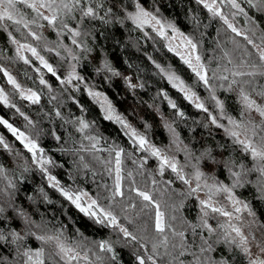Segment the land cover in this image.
I'll list each match as a JSON object with an SVG mask.
<instances>
[{"label": "trees", "instance_id": "16d2710c", "mask_svg": "<svg viewBox=\"0 0 264 264\" xmlns=\"http://www.w3.org/2000/svg\"><path fill=\"white\" fill-rule=\"evenodd\" d=\"M89 3L96 10L97 17L82 20L80 9ZM137 4L170 22L197 44V52L208 72L209 85L223 104V113L215 107L209 88L168 50L165 39L148 27L144 30L137 27L128 18ZM19 7L20 14L32 11L20 4ZM241 7L247 15L236 16L237 23L247 26L246 32L261 42L264 7L258 10L247 0L241 3ZM30 15L32 19L28 27H24V23L0 22V68L8 70L21 86L35 90L40 100L33 104L21 98L0 72V87L11 101L9 105L0 103V117L26 132L49 154L56 163L54 174L63 185L87 191L101 206L111 210L119 223L138 239L130 242L117 228L98 224L80 212L44 181L42 174L30 164L21 144L0 127L8 144V148L0 144V168L3 169L0 172V206L5 209L0 213V232L9 238V242H0V251L12 264L21 259L16 256V246L10 243L12 231L25 237L20 242L23 247L34 250L40 246L39 240L27 234L29 226L15 211L17 208L37 232L60 235L61 240L76 247L94 264H138L135 253L141 250L139 241L145 243L147 251L157 260L168 264H196L198 261L200 264H221L223 261L249 264L239 248L225 243L220 235L215 232L212 235L203 226L197 200L187 193L173 174L169 171L161 174L156 171L153 160L148 159L145 166L153 169L157 179L153 183L151 176L133 160L140 158L141 153L119 125L105 119L85 90V86H90L103 92L114 108L153 144L179 161L189 158L198 164L209 181H218L232 188L264 225V176L255 170L249 171L254 167L251 156L241 145L234 143L225 132V126L217 127L211 122V114L221 123H227L226 115L241 123L251 121L256 126L254 139L258 141L264 136V117L255 110H246L240 95L243 88L251 99L264 106V96L260 95L264 92V75H232L237 69L264 71L263 62L246 42L234 36L224 22L213 17L197 0H82L71 15L62 17L69 27L80 31L77 44L70 43V32L59 21L51 26L37 15ZM9 33L19 41L37 47L56 75L39 66L35 59H32L34 65L25 63L16 53ZM30 33H35L39 39ZM65 44L72 45L77 76L81 78H74L71 83H61V80L67 81L69 74ZM167 72L176 74L190 86L203 99L208 111L198 109L173 87ZM222 76L228 79H220ZM40 78L46 83L41 84ZM233 80L237 83L232 84ZM169 101L176 107L173 108ZM80 119L89 124L83 132L78 131ZM56 136L60 139L57 140ZM87 136L97 137L95 148L92 147L94 141L86 139ZM121 149L124 196L112 200L113 165L116 151ZM226 161L235 162L233 171H241L239 165H244L242 186L233 187L235 178L225 166ZM134 189L147 191L160 204L165 224L170 226L166 227L165 233H156L155 207H145L147 202L136 195ZM173 231L183 232V239L173 235ZM164 236L168 238L167 246L161 243ZM102 241H107L113 251H100ZM153 244L159 245L155 253ZM208 245L211 250L202 252L201 249H207ZM49 252H54L52 246L45 249L46 258ZM53 261L54 264H64L55 255L52 260L46 259V264H53Z\"/></svg>", "mask_w": 264, "mask_h": 264}, {"label": "snow or ice", "instance_id": "6c2138e0", "mask_svg": "<svg viewBox=\"0 0 264 264\" xmlns=\"http://www.w3.org/2000/svg\"><path fill=\"white\" fill-rule=\"evenodd\" d=\"M81 2L82 0H69V2H65V0H59V2L58 0H32V2L29 3L28 0H0V22L8 20L16 24L24 23V27H28V24L24 22L22 19H17V16L19 15V11L16 7L17 4L26 3L28 7L36 11L38 17L47 21L49 25L55 26L59 21L62 27L67 29L71 33L73 37L72 43L77 44L76 37L81 35L80 31L74 28H69L68 24L65 23L62 17L71 15L75 11V9L81 5ZM197 2L203 4V6L208 9V11L213 15V17L219 16L220 19L223 20V22L228 26V28L231 29L232 32L236 33V35H243L244 39H246L249 44H252L253 47L257 49L259 53L260 61L264 62V46H262L264 45V37L261 38V45L255 44L254 41L251 38H249L247 34L242 33L229 21L228 17L222 13L220 5L217 4L216 0H211V2H208V0H197ZM221 2H223V0H221ZM227 2L231 5L232 8L237 10V12L233 13V15H236L237 13L247 15V13L244 12V9L240 6V3H238L237 0H227ZM247 2L251 7L258 8V10L259 7H264V0H247ZM42 8L46 9L49 12V15H44L40 11V9ZM80 10L82 12V16H81L82 20L83 18L97 17L96 10L92 6H90V3L89 6L83 7ZM100 18L103 19V17ZM128 18L131 19L132 22L137 25V27L142 28L144 25H151L153 27V30L156 31L159 36L165 39H169L170 41L175 40L177 37H180L181 44L188 49L187 55L178 52L177 49L172 46L171 42L168 45L169 51H176L177 55H180L183 62L187 64L189 68L192 69V71L195 73L198 79L202 81L206 87H210L207 69L205 65L201 63V57L199 55H194L196 53L197 44L192 40V38L184 36L183 33H180L171 23L165 25L151 12L146 11L145 8L142 7L140 4L136 5L135 13L128 14ZM168 28H170L173 32V36L171 38H169L167 35L166 29ZM9 35H11V33H9ZM30 35H32L36 39H39V37H37L35 33H30ZM13 43L18 44L17 54L20 55V58L23 59L25 63H28L29 61L26 57H24L21 54L22 50L30 51L32 55L35 56L41 62V64H43V66L47 68V70L50 73H52L54 76L56 75L52 66L48 64L47 61H45L42 56L39 55V53L34 47L28 44H20L15 39H13ZM73 59H75V57H73ZM229 63H231V61H229ZM157 67H159V65H157ZM253 68H255V66H253ZM161 71H163V69H161ZM0 72L4 73V75L7 77V82L11 84L14 87V89L19 91L20 96L23 99L29 100L33 104L39 103L40 97L36 92L30 89L27 91L21 89L20 85L7 72V70L0 68ZM116 74L118 75V73ZM232 75L234 77L256 76V75H264V71H256V70L248 71V72L233 71ZM74 78L81 79L76 75L75 70H73V72L69 74L67 81L61 80V83H65V82L71 83L72 79ZM168 78L169 81L173 84V87H178L180 91L184 92L185 98L188 99L189 101L194 102L195 106L198 109H202L205 112L208 111V109L205 108L204 104L199 102V98L196 97V94L192 92L191 89L187 88L184 85L183 81L180 80L178 76H175V74H169ZM57 79H59V77H57ZM220 79L227 80L228 77L222 76L220 77ZM40 83L45 84L46 82L43 80V78H41ZM235 83H237V81L233 80L232 84ZM129 86L135 87V85H131V84ZM229 88H231V84L229 85ZM89 95L97 99L98 102L102 99L103 102L101 103V107L105 112V119L108 120L114 119L118 123L124 125L125 127H130L121 117H119L118 115H114V109L112 108L111 103L107 100V97H102L101 93L93 92V91H89ZM240 95L246 110L248 111L255 110L256 112L259 113L261 117H264V106L257 104V102L254 99H251L243 88H241L240 90ZM260 95L264 96V92H261ZM53 99H55V97H53ZM213 99H215V96H213ZM0 103L9 105L8 96L2 88H0ZM169 103L173 108L176 107L175 103H173L172 101H169ZM217 104L220 107L221 112L223 113V104L220 101H217ZM10 106L15 107V105H10ZM17 111H19V109H17ZM21 115H23V113H21ZM56 115L59 116L60 113L57 112ZM180 115L182 116L183 113H180ZM25 118L27 119V117ZM211 122L213 124H216L217 127H223V125L217 123V120L214 116L212 117ZM228 122L232 127L225 128V132L230 137L233 138L234 143L242 146L243 151L246 154H249L251 156L252 161L254 162L253 169H249V171L255 170L259 172L262 176H264V136H260L258 141L254 139L257 135L255 131L256 126L252 125L251 121H249L248 123H241L229 117ZM0 124H3L32 154L33 163L37 164L40 167L41 171L47 173V169L44 167V165L51 163V160L44 157L43 155L44 150L39 147L36 141L31 139L29 136L25 135L24 132H21L18 129L14 128L13 125L8 123L7 120L0 118ZM87 128H89V124L86 123L83 119H80L78 131L83 132ZM131 135L136 139L141 149H145V147L147 146V150H150L151 155L161 159V174L163 173L164 166L167 165L172 169L173 172L177 174L179 179L184 181L185 184L190 183V181L186 179L185 176L182 174V170H178L175 161H170L166 156H162L160 149L155 148L152 145H149L145 137L137 136L135 130H132ZM242 135L244 137L243 139H241ZM55 138L57 140L60 139L59 136H56ZM85 138L94 141L92 147L93 148L96 147V143H98L97 137L87 136ZM0 144H3L5 148H8V145L4 143L3 137H0ZM122 151H123L122 149L116 151V160H115L116 177L114 182V188L111 191L112 200H115L116 197L124 196V192L121 187L122 176L120 175L121 172L120 157ZM81 160H83V157H81ZM225 166L228 167V170L230 171L231 175L235 178L233 187L242 186L241 176H242V172L244 171V165L243 164L239 165L241 171H233V168L236 166L235 162L233 161H226ZM85 167H87V165H85ZM0 172H3L2 168H0ZM203 175L204 173H202L199 169L196 170L195 179L197 180L198 183L195 188H192L190 190V194L195 193L200 189L201 186L199 181L201 180V177ZM48 180L50 183H52L53 187H56L60 191V193L66 199L70 200L76 206V208L80 210V212L84 213V215L94 218L95 222L98 224L110 226L113 228H119V231L123 233L125 239L130 242L137 241L138 239L137 236L129 232V230L126 227L121 226L119 224L117 216L114 215L111 210L101 207L96 199H92L91 197H88L87 203L86 204L82 203V198L86 197L87 193H83V192L73 193L71 191H67L59 187V182L56 181V178L51 175L48 176ZM153 183H155V181H153ZM10 186L14 187V185H11V182H10ZM204 187L207 188L209 191L208 199L200 200V204L202 206L201 211L203 212L204 217H207L208 215V212L205 211V209H211L213 213H218L223 217H227L228 223L220 225V227L224 229L223 241L227 244L235 245L248 257H252L253 253L251 249L248 247L249 237L245 235V233L243 232L240 226L231 223L233 219L240 220V216L237 215L234 217L233 213L227 211L223 206L216 207L213 203V196L221 192L226 193L227 199L231 201V203L233 204L236 213H240L243 209H247L248 205L243 204L242 207H238L237 205H241L242 202L235 198V196L232 193V188H229L223 184L217 185L214 183L209 185L205 181ZM134 191L136 192V195L142 198L143 201L147 202L145 207H147L148 205H154L156 210L155 224H154L155 231L158 234L165 233L166 227H170V226L165 224L164 213L160 210V204L153 200L150 193L141 191L139 189H134ZM4 210H5L4 207L0 206V213H3ZM20 215L23 216V213H20ZM249 215L254 216L255 214L249 211ZM25 221L26 223H30L29 221H27L26 217H25ZM202 222H203V226L208 228L210 233L214 231V229H212L208 225L207 220L203 219V217H202ZM36 227L39 228L40 226L36 225ZM260 227L264 228V225H261ZM233 233H235V235H233ZM27 234L35 236V238L41 241L43 244H49L54 242L55 250L54 252H49L46 258L45 250L43 247L37 248L36 250L23 247V245L20 242L23 241L25 237L21 236L16 231H12L10 233L11 235L10 243L16 246L15 247L16 256L22 259V264H46V259L52 260L53 255L59 256L60 259L64 261V264H73V261H77L78 259L81 258L80 253L77 251V248L61 240L60 235H36V233L31 232L30 229ZM173 235H179L183 239L184 233L183 232L176 233L175 231H173ZM252 238L253 240L256 239L254 235ZM0 242H9L8 236L3 234V232H0ZM161 243L167 246L168 244L167 236H164ZM205 243H207V241H205ZM158 246L159 245L157 244H153L152 250L154 253L156 252ZM256 246L259 249V252L261 254H264V233H262V238L257 242ZM99 249L102 252L113 251L111 245L107 241L100 242ZM210 250H211V245H208L207 249L204 248L201 249L202 252L210 251ZM83 258L87 259V256L85 255ZM21 259H16V264H21ZM97 259H99V257H97ZM113 259H115V256H113ZM147 259L152 261V264H156V260L154 259L153 256H148ZM136 260L138 261V264H145V257L143 256L137 255ZM0 264H12V261L9 260L8 256L4 255L2 251H0ZM197 264H200V262L198 261ZM221 264H227V261H223L221 262ZM249 264H264V258H262V256L260 255L256 256L254 259L250 258Z\"/></svg>", "mask_w": 264, "mask_h": 264}, {"label": "rangeland", "instance_id": "374dc122", "mask_svg": "<svg viewBox=\"0 0 264 264\" xmlns=\"http://www.w3.org/2000/svg\"><path fill=\"white\" fill-rule=\"evenodd\" d=\"M244 0H237V2L238 3H240V6H241V3L243 2ZM28 2L29 3H31L32 2V0H28ZM58 2H59V0H58ZM208 2H211V0H208ZM216 2H217V4L218 5H220V8H221V11H222V13L225 15V16H227L228 17V19H229V21L238 29V30H240L242 33H245V34H247L248 36H249V38H251L253 41H254V43L255 44H257V45H261V42H259V40H256L255 38H253V37H251L246 31L248 30V27L247 26H245V25H239L238 23H237V18H236V16H238V15H240L241 13H237L236 15H233V13H236L237 12V10L236 9H234V8H232L231 7V5L227 2V0H223V2H221V0H216ZM19 4L20 5H23L24 7H28L27 6V4L26 3H18L17 4V9L18 8H20L19 7ZM203 5V4H202ZM30 8V7H29ZM32 11H30V14H34V16H36L37 15V13H36V11H34L32 8H30ZM19 11V10H18ZM40 11L44 14V15H49V12L46 10V9H40ZM135 11L136 10H134V12L133 13H135ZM146 11H148V10H146ZM27 11H25V13L24 14H20V11H19V17H21V19L24 21V22H26L27 24L29 23V21L32 19V15H30ZM153 15H155L154 13H152ZM156 16V15H155ZM37 17V16H36ZM159 20H161L165 25H167V24H169L170 22H168V21H165V20H162L161 18H159L158 16H156ZM219 19H220V17L219 16H217ZM17 19H18V17H17ZM221 20V19H220ZM6 21H8V20H6ZM222 22H223V20H221ZM3 22H5V21H3ZM3 22H1V23H3ZM225 24V23H224ZM24 25V24H23ZM173 25V24H172ZM226 25V24H225ZM227 26V25H226ZM146 27H148V28H150L155 34H157V32L156 31H154L153 30V27L151 26V25H144L142 28L141 27H139V28H141V29H143L144 30V28H146ZM158 27V26H157ZM175 27V26H174ZM228 27V26H227ZM69 28H72V27H69ZM176 28V27H175ZM177 29V28H176ZM178 30V29H177ZM230 31H231V29H229ZM166 31H167V35H168V37L169 38H171L172 36H173V32H172V30L170 29V28H168V29H166ZM180 33H183V32H181L180 30H178ZM232 32V31H231ZM232 34H234V36H236V37H239L240 39H242L244 42H246V44L250 47V50L253 52V53H255L256 54V56L259 58V53H258V51H257V49L256 48H254L253 47V45L252 44H249L248 43V41L246 40V39H244V36L243 35H236V33H234V32H232ZM158 35V34H157ZM183 35L184 36H187V37H190L189 35H187V34H185V33H183ZM159 36V35H158ZM161 37V36H160ZM11 38H12V40L13 39H15L16 41H18L20 44H28V45H31L32 47H34L36 50H37V52L39 53V55L40 56H42L43 58H44V56L39 52V50L37 49V47H35L33 44H30L29 42H24V41H19V40H17L16 38H14L12 35H11ZM163 38V37H162ZM191 38V37H190ZM69 39H70V43H72V35H71V33H70V37H69ZM165 39V38H164ZM171 42V44H172V46L173 47H175L176 49H177V51L178 52H180L181 54H184V55H187V53H188V49L185 47V46H183L182 44H181V38L180 37H177L175 40H169V39H165V44H166V47L168 48V50H169V47H168V45H169V43ZM15 44V51H16V53H17V47H18V44H16V43H14ZM262 46H264V45H262ZM64 47H65V50L67 51V58H68V60H69V74L70 73H72L73 72V70H75V73H76V75H77V72H76V63H75V60L73 59V57H76V54H75V52L73 51V49H72V45L71 44H65L64 45ZM171 52H173L175 55H177V52L176 51H171ZM24 57H26L27 59H28V63H30V64H33L34 65V63H33V61H32V59H35L36 61H37V63H38V65L39 66H41L43 69H45L46 71H48L47 70V68H45L44 66H43V64H41V62L35 57V56H33L32 55V53L30 52V51H27V50H22V53H21ZM194 55H199L198 54V52H197V49H196V53L194 54ZM19 57H20V55H18ZM63 56V55H62ZM180 59H181V57H180V55H177ZM64 58V57H63ZM23 60V59H22ZM44 60L45 61H47L45 58H44ZM182 60V59H181ZM24 61V60H23ZM183 61V60H182ZM193 62H195V61H193ZM47 63H48V61H47ZM201 63H202V61H201ZM48 64H50V63H48ZM187 65V64H186ZM263 65H264V62H263ZM188 66V65H187ZM53 68V67H52ZM191 69V68H190ZM6 70V69H5ZM192 70V69H191ZM234 71H242L241 69H237V70H234ZM7 72L13 77V75L7 70ZM49 72V71H48ZM4 74V73H3ZM69 74H68V76H69ZM169 74H174V73H172V72H167L166 73V76H167V78H168V75ZM195 74V73H194ZM5 76V75H4ZM68 76H67V78H68ZM175 76H177L176 74H175ZM179 77V76H178ZM5 78H6V80H7V77L5 76ZM14 78V77H13ZM180 78V77H179ZM15 79V78H14ZM40 80H41V78H40ZM168 80H169V78H168ZM180 80H182L181 78H180ZM17 82V81H16ZM18 83V82H17ZM184 83V85L187 87V88H189V89H191V91L192 92H194L195 94H196V97H198L199 98V102H201V103H203L204 104V101H203V99L200 97V96H198V94L190 87V86H188L185 82H183ZM19 84V83H18ZM172 84V83H171ZM20 85V84H19ZM173 85V84H172ZM20 87H21V89H23V90H25V91H27V90H32V91H34V92H36L35 90H33V89H31V88H27V87H24V86H21L20 85ZM1 88V87H0ZM175 88H177L179 91H180V89L178 88V87H175ZM209 88V91H210V96H211V98H212V100L214 101V105H215V107L217 108V110H219L220 109V107L218 106V104H217V101H220L219 99H218V97L216 96V94L212 91V87H211V85H210V87H208ZM85 90H86V92H87V94L89 95V91H93V92H98V93H101L102 94V97H107L103 92H101V91H98V90H96V89H94V88H91L90 86H85ZM183 95H184V97H185V93L184 92H182V91H180ZM18 93H19V91H18ZM37 93V92H36ZM38 94V93H37ZM19 96H20V93H19ZM90 96V95H89ZM213 96H215V99H213ZM21 97V96H20ZM94 101H95V103L99 106V108H100V110H101V112H102V114H103V116L105 117V112H104V110L102 109V107H101V103L103 102L102 101V99L98 102V100L97 99H95V98H93L92 96H90ZM22 98V97H21ZM8 99H9V97H8ZM107 100L110 102V100L108 99V97H107ZM194 106H195V103L194 102H192V101H190ZM11 103V101H10V99H9V104ZM111 103V102H110ZM111 105H112V103H111ZM204 106H205V104H204ZM112 108L114 109V115H118L119 117H121L130 127H125L124 125H122V124H120V123H118L116 120H112V121H114L117 125H119V127L122 129V131L127 135V137L129 138V140L131 141V143L133 144V146L135 147V148H137V150L141 153V156H140V158L138 157V158H135V159H133V160H135V163L137 164V166L138 167H140L141 169H142V171L143 172H146L147 174H149L150 176H151V178L156 182L157 181V179L155 178V173H154V171H153V169L152 168H147L146 166H145V160H153V162L155 163V165H156V167L157 168H155L156 169V171H159V172H161V159L160 158H158V157H156V156H153V155H151V153H150V150H147V146L145 147V149H141L140 148V146H139V144H138V142L136 141V139L131 135V132H132V130H135V132H136V134H137V136H143V137H145V139L148 141V144L149 145H152V146H154L155 148H158V149H160L161 150V155L162 156H166L170 161H175L176 162V164H177V168H178V170H182V174L185 176V178L186 179H188L189 181H190V183L189 184H185L184 183V181L183 180H181V179H179V177L177 176V174L175 173V172H173L172 171V169L170 168V167H168L167 165H165L164 166V168H163V171H169L171 174H173V176L175 177V179H177L182 185H183V187H184V189L187 191V193L188 194H190V190L192 189V188H195L196 187V185H197V180L195 179V172H196V170L197 169H199L202 173H203V171H202V169H200L199 168V166H197L198 164H196L195 162H193L192 160H190L189 158H186V161H179V159L178 158H176L175 156H173V155H170V154H168L165 150H163L161 147H159V146H157V145H155V144H153L148 138H147V136L146 135H144V134H142L141 132H139L138 130H136L126 119H125V117L120 113V112H118L117 110H116V108H114V106L112 105ZM221 116H223L222 114H221ZM211 117H213V115L211 114ZM0 118H2V117H0ZM228 118H229V116H227L226 115V117H225V120H226V122L227 123H221L220 121H218L220 124H222L223 126H225V128H231L232 126L229 124V122H228ZM2 119H4V118H2ZM4 120H6V119H4ZM217 122V123H218ZM9 123V122H8ZM11 124V123H10ZM0 127L1 128H3L8 134H10V135H12L13 137H15L3 124H0ZM13 127L14 128H16V129H18L19 131H21V132H24V131H22V130H20L19 128H17L16 126H14L13 125ZM25 133V135H27V136H29L26 132H24ZM0 137H3V140H4V143L5 144H7V142H6V140H5V138H4V136H3V134H1V132H0ZM30 137V136H29ZM16 138V137H15ZM31 138V137H30ZM244 137H243V135L241 136V139H243ZM32 139V138H31ZM16 140L21 144V146L25 149V151L27 152V155H28V159H29V162H30V164L34 167V168H36L41 174H42V176H43V179H44V181L49 185V186H51V187H53L52 186V183H50L49 182V180H48V176L49 175H51V176H53V177H55L56 178V181H58L59 182V187H61V188H63V189H65V190H67V191H71V192H73V193H81V192H83V193H87V196L86 197H83L82 198V203H87V201H88V197H91L92 199H94L87 191H85V190H82V189H79V188H77L76 186H73V185H69V184H66V185H63L59 180H58V178L56 177V175L54 174V170H55V166H56V163H54V161L52 160V158L49 156V154L39 145V147L40 148H42L43 150H44V152H43V155H44V157L45 158H47V159H50L51 160V163H49V164H46V165H44V167L47 169V173H45L44 171H41V169H40V167L37 165V164H35V163H33V160H32V154L24 147V145L16 138ZM34 140V139H33ZM3 147H4V145L3 144H1ZM8 145V144H7ZM5 148V147H4ZM113 167H114V169H113V174H114V182H115V177H116V173H115V168H116V163L114 162V165H113ZM120 168H121V164H120ZM120 175H121V172H120ZM205 181L209 184V185H211V184H217V185H219V184H223V183H221V182H218V181H209L207 178H206V175L204 174L202 177H201V180L199 181V183H200V189L197 191V192H195V193H191L190 195L191 196H193L196 200H197V202H198V205H199V208H200V211H201V208H202V206H201V204H200V200H206V199H208V196H209V191H208V189L207 188H205L204 187V183H205ZM223 185H225V184H223ZM73 186V187H72ZM226 186V185H225ZM121 187H122V181H121ZM227 187H229V186H227ZM53 188H55L58 192H60L56 187H53ZM230 188V187H229ZM145 192H147V191H145ZM232 193H233V195L235 196V198L236 199H238L239 201H241L242 202V204L241 205H237L238 207H242V205L243 204H247L243 199H241V198H239L238 196H236L235 195V193L232 191ZM69 202H71L70 200H68ZM72 203V202H71ZM213 203H214V205L216 206V207H221V206H223L227 211H230V212H232L233 213V216L235 217V216H240V220H235V219H233L232 221H231V223H233V224H236L237 226H240L241 228H242V230H243V232L245 233V235H247L248 237H249V245H248V247L251 249V251H252V253H253V256L252 257H248L246 254H244L243 252V254H244V256H245V258L247 259V261L249 262V259L251 258V259H254L256 256H258V255H260V256H262V258H264V254H261L260 252H259V249L257 248V246H256V244H257V242L262 238V233H264V228H261L260 226H261V223L259 222V220H258V218H257V216L256 215H249V211H251L252 213H254V211L249 207V205H248V208L247 209H243L240 213H236L235 212V209H234V206H233V204L231 203V201H229L228 199H227V194L226 193H223V192H221V193H219V194H217V195H215V196H213ZM73 204V203H72ZM74 205V204H73ZM100 205V204H99ZM10 206V205H9ZM75 206V205H74ZM101 206V205H100ZM76 207V206H75ZM101 207H103V206H101ZM103 208H105V207H103ZM78 209V208H77ZM106 209V208H105ZM79 210V209H78ZM109 210V209H108ZM15 211L18 213V214H20V213H22L21 211H20V209H17V208H15ZM205 211H207L208 212V215H207V217H204V214H203V212L201 211V215H202V217H203V219H206L207 220V223H208V225L212 228V229H214V231L212 232V235H214L213 233L215 232L217 235H220L219 237H220V239H223V231H224V229H222L221 227H220V225H222V224H227L228 223V218L227 217H223V216H221V215H219L218 213H213L212 211H211V209H205ZM255 214V213H254ZM21 219L23 220V222L26 224V225H28L29 226V229L31 228V232H34V233H36V235H43L42 233H40L39 231L37 232L35 229H34V225L30 222V223H26V221H25V216L23 215V216H21ZM94 219V218H93ZM95 220V219H94ZM27 221H28V219H27ZM202 222V221H201ZM254 222V223H253ZM120 224V223H119ZM202 224H203V222H202ZM121 225V224H120ZM250 225H251V227H250ZM121 226H123V225H121ZM124 227V226H123ZM118 230H119V228H117ZM122 235H123V233H122ZM233 235H235V233H233ZM253 235L256 237V239L255 240H253ZM124 236V235H123ZM35 237V236H34ZM40 242V246L38 247V248H40V247H43L44 248V250L47 248V247H49V246H52L53 247V249L55 250V245H54V242L53 243H49V244H43L41 241H39ZM143 245V246H142ZM139 246L141 247V250L140 251H138L137 250V252L135 253V256H137V255H139V256H143V257H145V264H152V261H150V260H148L147 259V257L148 256H153L154 257V259L156 260V264H168L167 262H165V261H159V260H157V257H155L153 254H151L149 251H147V247H146V245H145V243L143 242V241H139ZM34 250H36V249H34ZM79 253H80V259H78L77 261H73V264H94L88 257H87V259H84L83 257L85 256V254L84 253H82V252H80V251H78ZM87 256V255H86ZM63 261V260H62ZM196 264H197V262H195ZM21 264H22V262H21Z\"/></svg>", "mask_w": 264, "mask_h": 264}]
</instances>
